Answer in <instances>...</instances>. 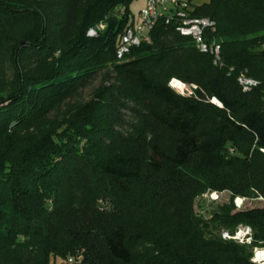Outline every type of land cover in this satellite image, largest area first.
<instances>
[{
    "label": "trees",
    "instance_id": "1",
    "mask_svg": "<svg viewBox=\"0 0 264 264\" xmlns=\"http://www.w3.org/2000/svg\"><path fill=\"white\" fill-rule=\"evenodd\" d=\"M133 1L0 0V264H254L240 225L264 247V0H191L222 68L164 23L118 60Z\"/></svg>",
    "mask_w": 264,
    "mask_h": 264
},
{
    "label": "built area",
    "instance_id": "2",
    "mask_svg": "<svg viewBox=\"0 0 264 264\" xmlns=\"http://www.w3.org/2000/svg\"><path fill=\"white\" fill-rule=\"evenodd\" d=\"M146 4L141 9L138 19H134L133 24L122 34L118 49L117 58L122 61L131 54L133 48L152 43V33L159 23L173 28L180 35L190 38L196 49L201 54L212 57L214 65L222 68L224 61L222 58V46L216 36L217 27L215 22L208 17H198L194 15L195 7L191 0H145ZM126 9H121V14H125ZM106 28L104 23L97 25L88 31V37L99 36ZM234 69H231L232 72ZM238 83L244 92H249L258 87L259 83L241 75ZM170 87L177 93L184 96H193L198 87L193 84H186L178 79L170 82ZM213 104L221 107L216 99L211 100ZM212 201H219L217 193L210 195ZM246 199L237 198L235 206L242 209ZM224 241H233L239 245L252 248V262L254 264H264V247L255 245L254 231L250 226L240 225L234 232L226 231L222 234ZM81 260V258H79ZM73 260L71 261V264Z\"/></svg>",
    "mask_w": 264,
    "mask_h": 264
},
{
    "label": "rangeland",
    "instance_id": "3",
    "mask_svg": "<svg viewBox=\"0 0 264 264\" xmlns=\"http://www.w3.org/2000/svg\"><path fill=\"white\" fill-rule=\"evenodd\" d=\"M207 1L208 0H194V4L199 6L202 5L203 3H206ZM145 4H146L145 0H134L130 5V11L136 19H138L139 13L141 9L145 6ZM101 83H102V75H98L96 79L91 81L87 86H84L83 88L79 89L77 94L74 95V97L69 101V103L71 104L74 103L75 101L88 102L92 98L93 92L100 87ZM65 106L62 107L63 109L62 111H64ZM212 209L213 208H211L210 211ZM56 264H62V262L57 261Z\"/></svg>",
    "mask_w": 264,
    "mask_h": 264
}]
</instances>
